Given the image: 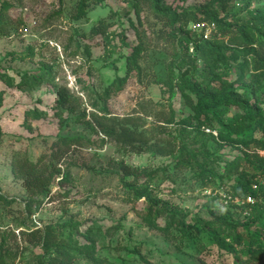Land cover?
Instances as JSON below:
<instances>
[{"label": "rangeland", "instance_id": "1", "mask_svg": "<svg viewBox=\"0 0 264 264\" xmlns=\"http://www.w3.org/2000/svg\"><path fill=\"white\" fill-rule=\"evenodd\" d=\"M79 1L4 0L3 9L0 3V237L4 235L12 248L6 256L8 264H51L40 257L41 243L25 239L21 231L70 220L86 226L97 221L104 228L117 225L108 241L118 249L104 247L100 255L119 264H234V254L200 227L194 226L187 234L173 230L169 235L149 227L134 209L144 208L143 199L133 204L124 198L121 164L151 172L147 183L162 201L188 211L190 223L194 215L205 219L227 216L233 223H243L247 210L229 203L233 180L204 186L194 170L175 165L174 156L153 155L123 144L106 135L95 120L96 113L107 111L110 115H141L152 140L181 143L183 139L199 147L200 139L183 131L182 124L165 120L173 108L177 120L190 113L181 92H163L172 63L182 57L187 58L186 64L194 59L192 44L187 50L185 40H180L195 30L194 23L179 15L174 26H168L148 3L87 0L80 9ZM162 1L179 12L187 6L221 8L219 0ZM237 2L242 3L230 0L222 13L239 11ZM102 20L110 24L109 38L92 32ZM136 47L141 50L137 57L140 71H129L126 56ZM197 64L203 66L202 61ZM230 70L229 78L235 80L236 63ZM249 71L245 67L248 77ZM109 86L112 92L105 97ZM62 91L69 96L66 105L60 99ZM237 111L231 107L226 119ZM206 130L218 135V128ZM257 135L261 137L260 132ZM59 136L86 140L59 161L61 176L42 204H34L30 211L25 181L13 170L15 159L19 153L36 161L51 152ZM217 153L215 166L222 172L227 161L242 152L237 145L225 143ZM182 158L195 164L187 155ZM74 264L96 263L83 258Z\"/></svg>", "mask_w": 264, "mask_h": 264}, {"label": "trees", "instance_id": "2", "mask_svg": "<svg viewBox=\"0 0 264 264\" xmlns=\"http://www.w3.org/2000/svg\"><path fill=\"white\" fill-rule=\"evenodd\" d=\"M86 1H79L80 9L85 7ZM132 1L150 4L155 14L171 27L179 15L183 19L190 18L194 24L213 22L216 25L210 38L194 30L180 39L185 40L187 50L192 44L193 53L190 56L194 59L189 58L186 64L187 58L182 57L181 61L172 63L171 74L164 83L167 87L163 89V92L166 90L171 94L179 90L190 109L189 114L178 120L175 109H171L166 122L182 124L181 129L199 138L201 144L195 149L183 139L181 143L169 139L152 140L141 115H110L108 111L96 113L97 124L106 135L123 144L153 155L174 156L175 165L194 170L204 186L216 180L221 184L226 183L225 179L233 180L231 191L228 190L229 203L247 210L246 214L243 213L246 220L239 224L229 221L227 216L205 219L194 215L193 223H190L187 220L188 211L162 201L157 191L147 183L151 172L122 163L121 184L125 200L135 204L143 199L144 208L134 209L152 229L169 235L173 230L187 234L194 226L200 227L228 253L234 254V264H264V0H240L242 3L237 2L239 11L229 10L224 14L222 11L227 10L230 0H219L221 8L215 5L187 6L180 12L162 0ZM0 3L1 9L5 8L4 0H0ZM242 12L245 15L241 16ZM109 29L110 24L102 20L92 32L105 34L109 38ZM120 35L127 37L124 33ZM170 37L173 41L176 39L174 31ZM140 52V48L136 47L132 54L126 56L129 71H140L137 63ZM198 61L203 62L202 67H198ZM233 63L238 68L235 80L229 78ZM183 64H186L185 68ZM245 67L250 69L249 77ZM247 78L248 82L245 81ZM111 89L110 86L105 89V97L110 96ZM60 95L62 104L66 105L69 102L68 93L62 91ZM231 107L239 111L227 120L226 115ZM216 121L221 122L219 127ZM216 128L218 135L207 133L206 129ZM257 132L261 133V137ZM84 140L83 136H59L52 144L51 152L41 155L36 161L28 158L27 154L18 153L13 170L25 181L30 211L34 204H42L51 193L53 182L61 176L59 161L74 147L82 146ZM225 143L237 145L242 153L227 161L221 172L215 166L219 160L216 155ZM184 155L191 157L195 164L183 159ZM143 176L145 180L141 181ZM63 179L67 180L68 176H63ZM248 195L257 198L253 204L244 202ZM236 197L240 198V202H233ZM114 228L117 225L104 228L97 221L86 226L70 220L22 230L21 233L25 239L41 243L43 254L40 257L51 264H74L83 258L92 259L96 264H119L100 255L104 247L118 249L108 241ZM11 233L17 238L14 231ZM11 250L6 245L5 236L1 234L0 264H8L6 256ZM136 252L140 253V250Z\"/></svg>", "mask_w": 264, "mask_h": 264}, {"label": "built area", "instance_id": "3", "mask_svg": "<svg viewBox=\"0 0 264 264\" xmlns=\"http://www.w3.org/2000/svg\"><path fill=\"white\" fill-rule=\"evenodd\" d=\"M193 28L195 30H201V32L204 33V37L205 38H210L211 35L213 34V31L216 30V25L213 22H199V23H195L193 25ZM235 199H237L236 201L240 202V198L236 197ZM254 197L251 195H248L246 197V199H244V202L247 203H254Z\"/></svg>", "mask_w": 264, "mask_h": 264}]
</instances>
